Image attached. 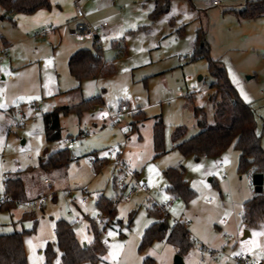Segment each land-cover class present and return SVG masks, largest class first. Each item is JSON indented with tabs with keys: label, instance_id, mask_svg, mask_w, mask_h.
Here are the masks:
<instances>
[{
	"label": "rangeland",
	"instance_id": "1",
	"mask_svg": "<svg viewBox=\"0 0 264 264\" xmlns=\"http://www.w3.org/2000/svg\"><path fill=\"white\" fill-rule=\"evenodd\" d=\"M66 1L75 12L74 0ZM214 1L172 0L169 11L152 20L154 0H82L84 11L92 22L101 18L109 22L101 35L103 64H114L115 71L112 75L85 79L81 88H75L78 82L70 74L68 62L78 48H93L92 40L78 39L65 23L44 38L36 39L28 32L11 36L15 42L10 52L13 68H9L8 61L4 67L15 79L0 80V195L4 194V174L13 176L18 169H26L29 162L36 168L25 174L28 177L30 174L34 182L41 181L42 185L44 176L54 178V183H50L57 196L44 208L35 209L34 216L21 217L14 223L9 211H0V232L14 226L31 231L27 243L29 264L45 263L42 250L48 242H56L59 219L73 223L82 244L95 242L93 226L98 227L101 239L107 242L103 246L107 251L97 264H105V261L119 264L127 236L130 246L128 244L125 255L128 252L129 259L135 258L141 254L136 245L137 235L142 237L146 227L155 221L154 216H149L148 206L155 201L162 204L172 197L175 201L169 211L171 219L186 221L193 235L203 243L212 248L226 243L237 252L244 251L264 259V220L244 238L246 226L237 216L243 210L244 201L257 191L255 186L249 185L246 174L239 172V151L229 148L220 156L196 159L172 148V133L178 126L187 127V137L200 130L194 105L204 106L209 122L213 121L214 108L209 97L215 89H210L213 79L207 58H193L198 33L209 56L223 63L239 96L255 109L257 130L262 134L264 146V16L243 18L238 10L247 0H216L215 4ZM1 15L0 7V28L7 34L13 28V16L2 19ZM112 41H123L125 53L122 56H116ZM97 95L103 96L105 104L95 103L81 115L77 112L61 114L62 138L77 137L81 131H88L77 145L70 147L71 155L75 154L79 160L71 161L65 176H59L55 169L37 168L46 148L53 150L64 145L61 140L47 141L46 112L41 113L36 102L43 101L41 106L48 112L55 105L72 104ZM122 102L129 103L131 109L141 106L148 116L139 130L131 131L127 139L117 127H102L99 121L97 126L94 124L100 109L117 107ZM19 112L26 115L27 125L11 129L18 123ZM132 112L121 118L122 124L135 121ZM157 116L165 124L167 152L156 157L153 131ZM119 144H124V159L138 174L139 181L150 189L151 197L140 192L131 201L120 199L126 187L118 183L117 189L114 187L116 156L110 154ZM104 157L108 161L96 170L92 159ZM221 162L227 170L226 176L219 165ZM179 165L185 167L186 180L195 191L187 202L166 190L168 181L164 171ZM42 192H50L48 185ZM102 194L116 199V215L105 227L107 215L97 207ZM83 197L88 200L82 202ZM17 208L16 215L29 211ZM133 211L134 219L129 225ZM98 214L102 215L100 221L94 220ZM226 234L233 235L234 239L227 242ZM57 252L52 264H59V249ZM185 258L187 264H198L197 249Z\"/></svg>",
	"mask_w": 264,
	"mask_h": 264
},
{
	"label": "trees",
	"instance_id": "2",
	"mask_svg": "<svg viewBox=\"0 0 264 264\" xmlns=\"http://www.w3.org/2000/svg\"><path fill=\"white\" fill-rule=\"evenodd\" d=\"M170 2L171 0H156L155 7L150 14L151 19H157L163 13L168 12ZM51 6V0H0L3 18L8 16L9 19H12V14H33L42 8L50 9ZM238 12L243 18L264 16V0H247L245 6ZM115 44L116 41H112L111 46L115 47ZM95 45L96 42L93 41V48H79L69 59L70 72L79 81L111 72L112 64L107 62H104L107 64H103V59L97 56L100 48ZM193 56L194 59L196 56L207 58L208 70L213 79L210 83V89H215V92L209 97L214 108L213 121L209 122L208 113L204 106L194 105V115L200 130L198 133L187 137V127L178 126L172 133V148L180 150L185 156L192 155L196 159L203 156L217 157L229 148H234L239 151L238 169L241 174H246L251 166L254 167L256 173L264 174V147L262 134L257 130L255 109L239 96L223 63L209 56L201 33L197 35ZM100 100L101 96L98 95L78 104L62 106L46 112L44 120L47 141L51 143L61 140V113L77 112L78 115H81L90 110L95 103H99ZM156 119L154 148L157 157L166 153L167 150L164 145L165 124L159 116ZM45 150L44 155L39 158L38 166L41 170L62 169L65 171L68 169L72 161L71 151L68 147L52 152H49L48 148ZM97 161L100 162L101 159ZM96 162L94 165L95 169L98 170L103 163L97 164ZM164 173L169 181L167 187L169 192L182 197L186 202L195 195V191L186 180V169L183 165L169 167ZM4 194L9 197V200L4 204L2 210L9 206H15L17 199L32 198L29 197L22 172H15L13 176L8 175ZM97 207L107 215L105 227L116 215V199L102 194L97 200ZM148 212L155 217V221L146 228L141 237L140 252H143L155 241L171 243L177 248L178 254L182 256L195 249L196 246L186 221H172L170 217L161 221L160 217L163 212L152 205L148 206ZM134 214L135 211L130 215L129 225L133 222ZM242 219L247 228L256 227L264 220V187L261 191L256 192L252 198L245 201ZM117 222L122 223L120 220ZM93 230L95 242L84 245L77 238L73 223L59 219L56 225V242H48L43 251L46 257L44 264L53 263L57 257V249L61 252V264H97L103 260L107 250L103 248L104 244L101 243V231L96 225L93 226ZM30 232V230L23 229L0 234V264H29L24 237ZM105 262L106 264H113ZM143 264H157V262L154 257L148 255L144 257Z\"/></svg>",
	"mask_w": 264,
	"mask_h": 264
},
{
	"label": "built area",
	"instance_id": "3",
	"mask_svg": "<svg viewBox=\"0 0 264 264\" xmlns=\"http://www.w3.org/2000/svg\"><path fill=\"white\" fill-rule=\"evenodd\" d=\"M117 0H113V2H116ZM217 3V1H215ZM74 6H75V14L71 17H69L65 24L68 27L70 33L77 37L80 40H92L96 42L97 47L100 48V52L98 53V57H101L104 61V50L102 47V39L101 35L102 32L109 26V22L107 18H101L96 22H92L89 19L88 14L84 11L82 0H74ZM54 30V26L51 24H46L37 28H34L30 32L31 37H39L44 38L48 36L52 31ZM12 45V42L5 36L2 29L0 28V67L1 64L7 59L10 47ZM115 52L116 56L120 57L123 54L124 51V43L123 41L116 42L115 44ZM1 69H0V77ZM13 75L9 74L8 78H12ZM42 102H36V107L41 113H45L46 109L42 107ZM93 110H96V107L93 108ZM131 111L130 105L127 102L120 103L117 107H107L104 106L103 109H100L98 112V118L99 120L107 125H111L113 127L119 128L124 135L130 133L133 129L131 124H122L121 118L129 113ZM27 117L24 114V112H19L18 115V123L17 125H14L11 127V129L17 128V127H24L27 125ZM80 137H73V136H66L61 139V142L67 146L71 147L80 142ZM123 151H124V144H119L117 147H114L111 149L110 154L113 156H116L115 161V168L117 170V183L119 186L125 185L126 187V193L124 194L121 192L120 199L122 201H131L133 197L140 193L144 192L148 196L150 195V190L146 187L145 184L141 183L138 179L137 174L132 171L125 161L123 157ZM74 160L78 159V156H73ZM93 162V159H92ZM220 167L222 168L224 176L227 175V170L225 168V165L223 162H221ZM255 169L254 167H249L246 172V178L251 187H254V175H255ZM4 188L6 187V181L8 179V175L4 174ZM45 182L48 184V187L50 189V192L48 194H40L36 197L27 198V199H17L15 200V206L23 207L25 210H34L37 208H41L47 204L48 201L53 200L54 194L56 193L54 189L52 190L53 186L50 183L49 179H45ZM85 192L87 191V188L84 189ZM151 197V195H150ZM9 200V197L5 194L0 195V211L2 210V207L4 204ZM88 200L87 197H83L82 202H86ZM174 198H171L167 202L164 203H158V202H152L150 205L155 206L157 209L163 212V215L160 217L161 221H165L167 217H170V210L174 204ZM237 216L240 218H243V210L237 213ZM94 220L100 221L102 220V215L98 214ZM172 221H177L176 219H171ZM227 219H224V223H226ZM193 242L195 244V248L198 251V264H264V259H259L257 257L251 256L250 254L244 252V251H235L234 248H229L228 245H224L220 248H212L205 243H203L201 240H199L196 237H192ZM225 239L227 242H230L234 239L233 235L226 234ZM101 243L105 245L106 240L101 239ZM229 248V249H228Z\"/></svg>",
	"mask_w": 264,
	"mask_h": 264
},
{
	"label": "crops",
	"instance_id": "4",
	"mask_svg": "<svg viewBox=\"0 0 264 264\" xmlns=\"http://www.w3.org/2000/svg\"><path fill=\"white\" fill-rule=\"evenodd\" d=\"M216 1V0H215ZM215 1H214V4H215ZM155 2H156V0H154V7H155ZM171 2H172V0H171ZM171 2H170V4H171ZM51 4H52V6H51V8L50 9H45V8H42V9H40V10H38V11H36L35 13H33V14H29V15H26V14H15V15H13L12 14V16H13V20H11V22H12V25H13V28H12V30L10 29V31H8V33L5 35L11 42H12V45H11V47H10V52H11V49L13 48V44L15 43L13 40H11L10 38H11V36H14V35H16V33H30V29L32 28V27H35V26H38V27H40V26H43V25H46V24H51V25H53L54 26V29H56V27L58 26V25H61V24H64L65 22H66V20L69 18V17H71V15H72V13L74 14L75 12H74V9L72 8L71 9V4L70 3H68L66 0H51ZM71 6V7H70ZM154 7H153V9H154ZM73 16V15H72ZM1 18L3 19V15H1ZM99 20V19H98ZM153 20V19H152ZM154 20H156V19H154ZM37 28V27H36ZM14 31H16V32H14ZM37 38H39V37H37ZM36 38V39H37ZM197 39V38H196ZM196 42V41H195ZM81 48V47H80ZM79 49V48H78ZM77 49V50H78ZM76 50V51H77ZM9 52V55H8V57H7V59L1 64V67H0V69H1V74H2V76L0 77V80H14L15 79V77H14V75L12 74V73H7L6 72V68L4 67V63L5 62H10V65H9V68H13V63H12V58H11V53ZM75 52V51H74ZM73 52V53H74ZM72 53V54H73ZM71 57V56H70ZM70 59V58H69ZM68 66H69V62H68ZM112 69H111V72L109 73V74H99V75H97L96 77H98V76H100V75H102V76H104V75H112V73L115 71V65L114 64H112ZM69 71H70V68H69ZM9 74H12L13 75V77L12 78H8V75ZM70 74L73 76V74L70 72ZM74 77V76H73ZM96 77H94V78H96ZM75 79H76V81L78 82V84H77V86L75 87V88H81V85H82V82L84 81H79L76 77H74ZM90 79V78H89ZM74 90V89H73ZM76 92V90L74 91V93ZM98 96V95H97ZM101 96V100L99 101V103H102V104H105V101H104V99H103V96L102 95H100ZM95 97V96H94ZM91 98H93V97H91ZM88 99H90V98H88ZM84 100H87V99H83L82 101H79V102H76V103H72V104H69V103H67V104H65V105H55L54 107H53V109H51V111L52 110H54V109H56V108H59V107H62V106H69V105H74V104H78V103H81V102H83ZM250 104V103H249ZM140 108H142L141 106H139V107H137L136 109H131V112H132V114L134 115V120L135 121H133L131 124H133L132 125V127H133V129H132V131H134V130H139V125L140 124H143V122L148 118V116H147V114L145 113V112H143ZM87 111H89V110H87ZM87 111H85V112H87ZM46 112H47V110H46ZM49 112V111H48ZM61 114H64V113H61ZM141 117H142V119H141ZM97 121H99V123H100V125L102 126V127H105V126H109V125H107V124H104V123H102L100 120H99V118H98V114H97V120L96 121H94V124L97 126L98 125V123H97ZM44 123H45V120H44ZM60 125H61V115H60ZM12 127V126H11ZM62 128V127H61ZM87 130L85 129V130H83V131H81L80 132V134H79V137L81 138V137H83V135L84 134H87ZM154 132V131H153ZM68 136H72V135H68ZM130 136V133H128V134H126L125 135V139H127L128 137ZM154 138V137H153ZM62 139V138H61ZM81 141V140H80ZM64 145V144H63ZM77 145V144H76ZM262 145H263V143H262ZM64 147H67V146H65L64 145ZM64 147H59V146H56V148L55 149H53V150H48L49 152H52V151H55V150H59V149H61V148H64ZM264 147V146H263ZM69 149H70V147H68ZM47 149V148H46ZM45 151L46 150H44V153H45ZM44 155V154H43ZM42 155V156H43ZM75 155V154H74ZM74 155H71L72 156V160H74L73 159V156ZM205 158H208V157H206V156H204ZM101 159V161L100 162H98L97 160H100ZM79 160V157H78V159L77 160H75V161H78ZM97 161V162H96ZM108 161V158H106V157H104V158H96V159H93V162H92V164H93V167H95V162L97 163V164H100V163H103L102 164V166H101V168L105 165V163ZM125 161H126V159H125ZM127 162V161H126ZM71 163V162H70ZM28 166H27V168L25 169L24 168V170H22V168H20V169H18L16 172H22V174H23V176H24V178H25V183L27 184V191H28V194H29V197H36V196H38L39 194H42L43 192L42 191H44L45 190V188H46V186L48 185L46 182H45V179H49L50 180V182L52 183H54V178L52 179V177H50V176H44V179L42 180L43 181V185H42V183H41V181L40 182H34V179L32 180V179H30L29 177H30V174H29V177H28V175H26L25 173H27V172H29V173H31V172H33V169H34V167H35V165L33 166V165H30L29 164V162H27L26 163ZM38 164H39V161H38ZM128 164V163H127ZM69 167H70V165H69ZM68 167V168H69ZM36 168V167H35ZM37 168H39V166H37ZM57 170V169H56ZM58 173L60 174L59 176H65V174H67V170H65V171H63L62 169H60V170H58ZM136 173V172H135ZM137 174V173H136ZM138 175V174H137ZM52 179V180H51ZM118 178H117V170H116V168L114 167V173H113V180H114V187L117 189V180ZM58 180V179H57ZM168 181V180H167ZM52 183V184H53ZM47 184V185H46ZM168 185H169V181H168ZM168 185L166 186V190H167V187H168ZM264 187V186H263ZM149 189V188H148ZM150 190V189H149ZM168 191V190H167ZM66 193H67V191H65ZM169 192V191H168ZM169 193H171V192H169ZM256 193V192H255ZM255 193L253 194V196L255 195ZM173 194V193H172ZM104 195V194H103ZM117 195H119V194H117ZM175 195V194H174ZM177 196V195H176ZM252 196V197H253ZM118 197V196H117ZM251 197V198H252ZM172 198H174V200H175V197H172ZM57 199V196H56V194H55V197L53 198V200H56ZM171 199V198H170ZM169 199V200H170ZM250 199V198H249ZM248 200V199H247ZM247 200H245V201H247ZM245 201H244V203H245ZM42 208H44V207H42ZM18 209L19 208H17V206H9L7 209H5L6 211H9V213H10V216H11V218H12V223H14L16 220H21L22 218H26V217H30V216H34L35 215V209L34 210H29V211H24V212H22L21 214L19 213L18 215H16V213H17V211H18ZM22 215V216H21ZM149 216H152L150 213H149ZM22 217V218H21ZM21 218V219H20ZM155 218V217H154ZM154 221L152 220L151 221V223H150V225L153 223ZM227 222V221H226ZM224 223V222H223ZM225 224V223H224ZM150 225H148L147 227H149ZM243 225H245L244 223H243ZM146 227V228H147ZM24 228L22 227V228H20V229H18V228H16V226H14V228H10V229H8V230H6V231H2V232H0V234L1 233H9V232H13V231H16V230H23ZM246 229H249V231H250V234H251V232H252V228H247L246 227ZM245 229V230H246ZM146 230V229H145ZM190 230V229H189ZM55 231H56V229H55ZM190 232H191V230H190ZM29 235H31V234H28V235H25V237H24V244H25V249H26V253H27V257H28V261H30V258H29V254H28V247H27V243H28V241H29V239H30V236ZM191 235H192V237H195L194 235H193V233L191 232ZM142 236V235H141ZM199 239V238H198ZM200 240V239H199ZM140 242H141V237L140 236H138L137 235V244L136 245H138V248H139V245H140ZM87 244V243H86ZM128 244H129V246H130V237H128L127 236V241L125 242V247H124V251H122V254H121V256H120V258L118 259V262H119V264H143V260H144V257L145 256H152V257H154L155 258V260H156V262H157V264H161L160 262H162V264H164V263H166V264H173L174 263V258H175V256H176V254H178V252H177V248L174 246V245H172L171 243H167V242H162V241H155L151 246H149V247H147L143 252H141V254L140 255H138V256H136L135 258H130L129 259V257H128V252L126 253V255H125V252H126V249H127V247H128ZM133 244H134V242H133ZM133 244H132V246H133ZM105 245H107V242L105 243ZM224 245H226V243L224 244ZM224 245H222V246H224ZM221 246V247H222ZM159 251H161V252H159ZM42 253H43V250H42ZM59 253H61L60 252V250H59ZM183 259H184V262H185V264H187V261H186V258H185V256H183ZM58 263L59 264H61L60 263V258H59V260H58ZM105 264H106V262H105Z\"/></svg>",
	"mask_w": 264,
	"mask_h": 264
},
{
	"label": "water",
	"instance_id": "5",
	"mask_svg": "<svg viewBox=\"0 0 264 264\" xmlns=\"http://www.w3.org/2000/svg\"><path fill=\"white\" fill-rule=\"evenodd\" d=\"M254 184H255V187L257 188L256 192L261 191L263 189V186H264V174L255 173V175H254ZM249 235H250V231H249V229H246L245 230V234H244V238L249 236ZM84 245H86V243ZM173 264H185L183 256L180 255V254H176Z\"/></svg>",
	"mask_w": 264,
	"mask_h": 264
}]
</instances>
